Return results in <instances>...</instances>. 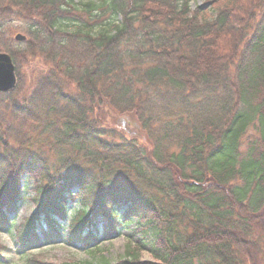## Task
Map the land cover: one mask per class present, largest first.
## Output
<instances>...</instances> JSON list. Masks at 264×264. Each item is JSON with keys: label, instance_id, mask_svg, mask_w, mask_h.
Here are the masks:
<instances>
[{"label": "trees", "instance_id": "trees-1", "mask_svg": "<svg viewBox=\"0 0 264 264\" xmlns=\"http://www.w3.org/2000/svg\"><path fill=\"white\" fill-rule=\"evenodd\" d=\"M192 1L0 0L19 82L22 61L45 69L0 94V233L20 257L60 241L93 255L132 226L113 264H258L264 0Z\"/></svg>", "mask_w": 264, "mask_h": 264}, {"label": "rangeland", "instance_id": "rangeland-1", "mask_svg": "<svg viewBox=\"0 0 264 264\" xmlns=\"http://www.w3.org/2000/svg\"><path fill=\"white\" fill-rule=\"evenodd\" d=\"M77 2L79 0H76ZM89 0H84L87 2ZM99 1V0H92ZM209 0H194L192 1V8L196 9L199 6L208 5ZM19 26V24L17 25ZM37 62L24 63L18 66L21 81L19 83V89L25 92H30L32 89L33 81L35 80L37 73L45 70L43 64L40 60ZM112 125H116L128 133L138 130V126L134 121H132L128 116H114V122ZM29 196H31L29 194ZM34 208L30 203H25L21 206L19 212L13 216L15 220L16 227H19L23 220L30 217L33 214ZM132 226H126L123 228L121 236L111 238L110 240H104L101 238L96 244L95 248L99 247V250L95 254H90L87 250L83 249L77 245H69L65 241H60L52 246H43L39 249H29L25 252V257H20L19 247L20 243L16 234L0 233V246L4 245L9 248V250L3 253L4 260L0 261V264H35L31 262L32 258L37 261L44 262L47 264H60L64 262H85L86 260L95 261V264L102 259L109 260L112 264L116 262L120 257H123L126 251V247L132 243L134 238L131 236ZM256 256V254H255ZM142 261H151V256L148 252H143L141 254ZM258 264H264V253H260L257 259Z\"/></svg>", "mask_w": 264, "mask_h": 264}, {"label": "water", "instance_id": "water-1", "mask_svg": "<svg viewBox=\"0 0 264 264\" xmlns=\"http://www.w3.org/2000/svg\"><path fill=\"white\" fill-rule=\"evenodd\" d=\"M17 42L26 41L22 35L16 36ZM15 66L10 55L0 53V93H7L16 87Z\"/></svg>", "mask_w": 264, "mask_h": 264}]
</instances>
